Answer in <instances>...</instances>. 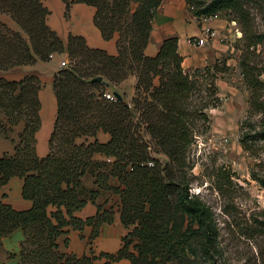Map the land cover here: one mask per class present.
I'll use <instances>...</instances> for the list:
<instances>
[{"label":"trees","instance_id":"1","mask_svg":"<svg viewBox=\"0 0 264 264\" xmlns=\"http://www.w3.org/2000/svg\"><path fill=\"white\" fill-rule=\"evenodd\" d=\"M76 1L95 7L94 24L106 40L117 38V54L88 46L81 35L71 34L64 43L47 24L44 0H0V12L17 25L0 20V72L48 61L57 53L67 52L70 60L54 77L58 114L45 156L36 152L39 77L26 74L9 80L0 74V134L9 137L16 125L24 124L13 140L14 151L0 156V187L19 176L24 180L23 196L33 202L30 209L17 210L0 195V248L3 237L21 228L20 264H98L99 258H106L102 264L124 258L131 264H194L198 259L219 264L218 219L201 193L192 189L189 153L197 133L210 127L208 110L221 104L217 81L229 66L222 59L186 72L177 37L166 38L156 55H147L162 0ZM246 2L188 0L199 19L235 13L249 39L253 27ZM241 66L245 68L243 60ZM130 76L137 79L131 100L125 94L114 100L105 96L108 90L118 91ZM247 82L250 109L240 141L251 151L255 135L245 127L253 126L251 119L257 114H263L264 124V103L258 80L248 74ZM100 131L110 139L100 141ZM95 154L106 158L96 160ZM90 175L95 178L92 188L84 184ZM233 175L221 169L218 179L234 185ZM254 177L264 187V178ZM104 192L120 199V218L128 229L120 249L99 256L62 251L58 240L70 228L91 227V242L104 223L114 222V205H98L97 213L85 219L76 215L89 202L96 204Z\"/></svg>","mask_w":264,"mask_h":264},{"label":"crops","instance_id":"2","mask_svg":"<svg viewBox=\"0 0 264 264\" xmlns=\"http://www.w3.org/2000/svg\"><path fill=\"white\" fill-rule=\"evenodd\" d=\"M44 0L49 9L47 24L57 32L59 37L68 42L69 36L81 35L86 39L88 46L101 48L109 54H117V38L106 40L101 31L94 24L95 7L76 0ZM0 20L17 27L12 18L0 12ZM214 31V35L206 34V30ZM235 25L226 16L219 14L214 17L197 18L190 10L188 0H162L157 8L150 40L146 48V54L154 56L158 53L163 41L168 37L178 38V51L183 57L182 66L186 72H192L197 68L212 65L216 61L224 59L228 66L237 63L238 49ZM209 36L203 45H196L194 38ZM68 58V53L54 54L48 60H38L34 64L23 65L7 72H0L9 80H21L26 74H36L41 83L39 99L41 103L40 118L41 126L36 133V152L39 156H45L49 151V139L54 129L58 114V99L54 89V77L60 70V61ZM221 80V79H220ZM136 77L130 76L118 87L121 94H125L131 100L135 95ZM219 86V80L217 81ZM24 127L23 123L16 125L6 137L0 134V156L14 151L15 143ZM97 138L106 142L110 134L100 131ZM96 160L105 159L101 154H95ZM95 178L87 176L84 184L88 188L95 187ZM116 183V180H112ZM24 180L19 176H13L0 187V195L4 203L11 205L17 210H28L33 202L23 196ZM120 199L117 194L104 192L97 198V203L89 202L86 206L76 212L80 218L94 216L98 211V205L110 208L114 205L115 220L112 223H104L100 228L99 235L94 239L93 248L95 252L114 253L122 246V239L128 229L120 218ZM92 228L87 226L80 237V231L70 228L69 234L59 238L61 248L62 242L68 238V246L64 250L82 255L86 252V241L91 234ZM64 237V238H63ZM24 239V231L21 228L14 230L10 235L3 237L0 248V264H20L21 242ZM63 239V240H62ZM113 264H131L129 259H121Z\"/></svg>","mask_w":264,"mask_h":264},{"label":"rangeland","instance_id":"3","mask_svg":"<svg viewBox=\"0 0 264 264\" xmlns=\"http://www.w3.org/2000/svg\"><path fill=\"white\" fill-rule=\"evenodd\" d=\"M246 3L253 27L249 39L245 38L235 13L229 10L221 14L230 21H236L242 32V37H236L237 63L225 72H219L221 104L208 110L210 127L197 133L189 153L192 189L201 193L218 219L219 264H264V187L254 177L264 178L263 114L254 115L251 119L253 126L245 127V131L251 128V134L255 135L253 143H250L251 151L246 150L240 141L250 109L248 74L256 78L262 87L259 94L264 103V0H247ZM242 60L245 68L241 66ZM153 155L164 158L160 153ZM221 169L233 172L234 185L223 184L218 179ZM80 232L82 238L83 231ZM93 243L94 240L90 242L88 238L85 253L99 256L102 252H95ZM64 246L65 240L61 250L69 252L64 250ZM106 261V258H99L97 263ZM194 264H209V261L198 259Z\"/></svg>","mask_w":264,"mask_h":264},{"label":"built area","instance_id":"4","mask_svg":"<svg viewBox=\"0 0 264 264\" xmlns=\"http://www.w3.org/2000/svg\"><path fill=\"white\" fill-rule=\"evenodd\" d=\"M218 15H219V14H216V15H214V16L216 17V16H218ZM214 16H210V17H214ZM203 18H207V17H203ZM232 23L236 26V21H232ZM234 33H235V36H236V37H238V38H239V37H242V32H241L240 28L237 27V26H236L235 29H234ZM206 34H209L210 36H212V35H214V31H212V30H210V29H207V30H206ZM208 37H209V36H204V37L194 38V43H195L196 45H203V44H205V43L207 42ZM51 56H53V55H51ZM69 63H70V61H69L68 59H63V60L61 61V63H60V66H61V67H66V66L69 65ZM105 96H106L107 98H109V99H112V100L116 99V96H115L114 93H113L112 91H110V90L106 91ZM149 165H153V162L150 161V162H149Z\"/></svg>","mask_w":264,"mask_h":264},{"label":"water","instance_id":"5","mask_svg":"<svg viewBox=\"0 0 264 264\" xmlns=\"http://www.w3.org/2000/svg\"><path fill=\"white\" fill-rule=\"evenodd\" d=\"M97 80H99V81H102L103 80V78L102 77H98V78H96ZM107 85H109L107 82H105ZM114 95L116 96V98H118V99H122L123 98V95L119 92V91H117V90H115L114 92Z\"/></svg>","mask_w":264,"mask_h":264}]
</instances>
